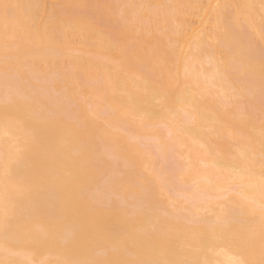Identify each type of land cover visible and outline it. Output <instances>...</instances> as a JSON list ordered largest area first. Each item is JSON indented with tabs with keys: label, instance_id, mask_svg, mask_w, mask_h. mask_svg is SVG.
I'll list each match as a JSON object with an SVG mask.
<instances>
[{
	"label": "bare ground",
	"instance_id": "obj_1",
	"mask_svg": "<svg viewBox=\"0 0 264 264\" xmlns=\"http://www.w3.org/2000/svg\"><path fill=\"white\" fill-rule=\"evenodd\" d=\"M261 2L0 0V5L24 6L16 11L14 23L26 59L21 76L31 81L35 93L32 104L17 102L6 109L0 63V215L34 201L52 203V219L63 216L67 226L79 225L77 241L70 247L57 243L38 249L22 242L14 249L17 255L0 251V260L54 264L105 258V250L117 245L126 246L127 253L117 250L107 258L231 264L234 253L228 246L212 244L209 225L221 206L235 207L240 210L235 227L259 230L264 123ZM116 5L147 7L123 9L121 19ZM247 5L253 7H238ZM53 19L62 46L31 43L36 26ZM4 25L0 11V43ZM233 27L245 48L251 44L254 60L251 68L230 71L225 83L216 71L228 66L227 45L221 41L225 29L231 34ZM198 45L201 53L215 52L214 65L208 56L194 54ZM186 61L192 73L188 79ZM243 63L248 64L246 58ZM229 87L240 92L238 108L220 95ZM189 93L196 119H173L167 107H184L175 103L176 98ZM49 111H57V118L47 119ZM38 128L43 147L30 143ZM149 144L159 151L147 150L144 146ZM238 146L255 150V159L241 166L243 171L232 166ZM18 148L28 151L29 175L39 169L58 178L54 186L61 201L54 200L51 185L21 180L14 163ZM106 177L126 207H117L118 201L101 205L82 194ZM140 184L154 191L160 203L173 202L175 209L164 215L155 205L149 209L134 204L131 196L139 192ZM204 247L211 250L205 253ZM149 249L157 254L152 256ZM255 259L259 260L258 247Z\"/></svg>",
	"mask_w": 264,
	"mask_h": 264
},
{
	"label": "snow or ice",
	"instance_id": "obj_2",
	"mask_svg": "<svg viewBox=\"0 0 264 264\" xmlns=\"http://www.w3.org/2000/svg\"><path fill=\"white\" fill-rule=\"evenodd\" d=\"M24 7L19 4L4 3L0 5V11L3 12L5 25L3 42L0 43V63L3 67V92L4 104L7 109L10 105L17 102L30 105L34 102L35 93L31 87V81L25 80L21 76V68L26 63L23 55V50L18 43L17 26L14 23L16 11ZM31 7V6H29ZM120 9V18L125 19L123 9H135L147 7L145 5H116L113 6ZM226 8L228 6H225ZM252 8V5L238 6ZM262 14H264V0L261 5ZM264 18V15H262ZM33 25L37 24L36 20L32 21ZM56 21L53 19L51 23L44 27L36 26V31L30 40L33 44H38L52 49L62 46L60 34L56 31ZM261 37L264 39V30L261 32ZM222 43L226 42L229 53L228 66L224 67L223 72L217 68L216 75L227 83V74L231 71L235 73L237 68H251L254 57L251 52V44L248 47L243 46L244 41L236 29L233 27L231 34L226 28L223 34ZM203 54L209 57L210 64H215V52L201 53L200 46H197L196 53ZM247 59L248 64L243 63ZM260 95L262 102H264V49L260 55ZM177 75L179 70L177 69ZM192 75L190 64L186 61L184 66V77L190 78ZM249 94H252L249 92ZM221 97L225 102L232 106H239L241 95L238 89L229 87L227 91L221 90ZM83 99V97H81ZM158 103H162L158 101ZM176 104L184 105V107H167V110L173 119L179 117L182 122H190L196 119L195 111L190 107L193 103L191 93L182 95L176 98ZM163 106V105H162ZM57 111H49L46 113L47 119H56ZM5 124L9 125L10 121L5 119ZM172 133L169 132L171 137ZM31 144L37 147H43L40 129L38 128L31 134ZM147 150L159 151L155 145H145ZM175 150V149H173ZM235 155L231 157L232 166L239 168L241 171L245 170L243 167L251 160L255 159V150L252 146H238L235 148ZM28 151L27 149L18 148L16 151V159L14 161L17 173L20 175L22 181L28 184H35L39 186L51 185L54 192V200L61 201L63 197L55 191L54 181L58 178L52 177L44 171L39 169L32 171L31 175L26 171L28 165ZM259 159L261 162V181H260V225L257 231L252 226L235 227L239 209L235 207L225 208L221 206L218 213H213L214 219L209 225V230L212 234V244L216 248L221 246H228V250L234 253L231 264H264V123H262L261 142L259 147ZM8 169H5V177L8 176ZM166 185H162L161 191ZM139 192L133 193L131 199L134 204H140L145 208L151 209L155 205L156 210L162 212L164 215L169 214V209H175V204L170 201L169 205H164L157 200L156 193L151 191L144 184H140ZM169 191H171L169 189ZM83 195L89 196L95 202L103 205L106 201L112 203L118 201L116 204L119 208L126 207V203L116 195V185L111 182V178L106 177L95 188L84 190ZM247 199V198H245ZM254 203V201L252 202ZM54 205L52 203L32 202L30 204L20 205L18 209L12 212H5L0 215V251H3L6 256H14L17 253L14 251L15 247L24 242L36 248H45L54 244L60 243L65 246H72L76 243L78 238L79 225L71 227L66 225L63 216L52 219L50 216V209ZM257 247L259 249V260L255 259ZM117 250L127 253L126 246L121 247L112 245L104 252L105 258H75L66 260H57L54 264H212L210 260L203 261H187V260H165L155 258H131V259H109L107 258L111 253ZM211 249L204 247L203 252H208ZM152 256H155L156 249L148 250ZM0 264H15L14 261L5 259L0 260ZM31 264H53L47 260H34Z\"/></svg>",
	"mask_w": 264,
	"mask_h": 264
},
{
	"label": "rangeland",
	"instance_id": "obj_3",
	"mask_svg": "<svg viewBox=\"0 0 264 264\" xmlns=\"http://www.w3.org/2000/svg\"><path fill=\"white\" fill-rule=\"evenodd\" d=\"M243 101H245V100H243ZM247 103H248V102H247ZM247 103H246V104H247ZM246 104H244V105H246ZM171 159L173 160V158H171ZM171 164H174V163L172 162Z\"/></svg>",
	"mask_w": 264,
	"mask_h": 264
}]
</instances>
